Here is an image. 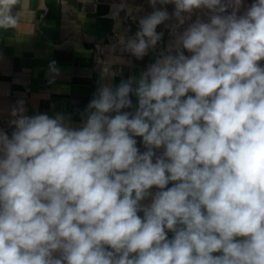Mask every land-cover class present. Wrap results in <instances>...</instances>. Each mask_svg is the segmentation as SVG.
I'll return each instance as SVG.
<instances>
[{
	"label": "clouds",
	"instance_id": "obj_1",
	"mask_svg": "<svg viewBox=\"0 0 264 264\" xmlns=\"http://www.w3.org/2000/svg\"><path fill=\"white\" fill-rule=\"evenodd\" d=\"M19 4L0 0V31ZM148 4L121 51L142 60L160 25L172 39L138 76L102 78L79 123L12 107L0 264H264V0Z\"/></svg>",
	"mask_w": 264,
	"mask_h": 264
},
{
	"label": "crops",
	"instance_id": "obj_2",
	"mask_svg": "<svg viewBox=\"0 0 264 264\" xmlns=\"http://www.w3.org/2000/svg\"><path fill=\"white\" fill-rule=\"evenodd\" d=\"M121 4L133 9L135 21L118 11ZM14 11L20 15L18 29L0 31V129L9 134L10 111L18 100L25 101L27 115L63 112L79 123L102 78L119 84L150 64L151 51L136 60L118 44L120 35L133 36L139 18L152 11L148 0H20ZM157 31L163 32L159 53L172 36L165 25ZM52 61L60 72L49 83ZM106 71L113 75L106 77Z\"/></svg>",
	"mask_w": 264,
	"mask_h": 264
},
{
	"label": "water",
	"instance_id": "obj_3",
	"mask_svg": "<svg viewBox=\"0 0 264 264\" xmlns=\"http://www.w3.org/2000/svg\"><path fill=\"white\" fill-rule=\"evenodd\" d=\"M158 51H159L158 48H156L155 51H151V53H150V64L154 63V60H155L156 55L158 54Z\"/></svg>",
	"mask_w": 264,
	"mask_h": 264
}]
</instances>
